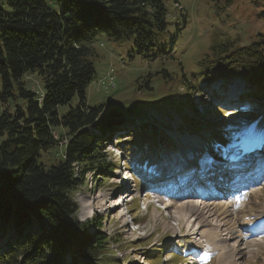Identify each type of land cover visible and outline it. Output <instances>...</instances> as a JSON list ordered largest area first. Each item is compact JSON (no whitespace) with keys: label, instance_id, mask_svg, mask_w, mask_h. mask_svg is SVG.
I'll list each match as a JSON object with an SVG mask.
<instances>
[{"label":"trees","instance_id":"1","mask_svg":"<svg viewBox=\"0 0 264 264\" xmlns=\"http://www.w3.org/2000/svg\"><path fill=\"white\" fill-rule=\"evenodd\" d=\"M258 1L261 18L264 0ZM58 2L56 12L47 0H0V237L7 232L15 236L0 252V264H65L67 255L75 264L102 258L108 239L97 232L99 222L78 223L70 193L89 172L105 177L103 169L113 170L104 155V145L112 138L118 144L122 133L151 131L154 139L169 141L150 124L129 132L127 127L136 124L126 110L110 107L103 112L104 104L90 107L86 97L96 75L92 42L100 34L131 46L132 55L162 62L168 49L163 40L169 16L164 1ZM258 37L247 47L230 42L212 46L208 63L198 61L199 89L195 82L187 83L190 79L179 64L181 83L199 93L208 82L235 74L250 84L246 97L257 99L256 93L264 94L259 82L264 81V38ZM157 74L164 82L170 79L164 69ZM33 75L40 89L28 84L26 78ZM61 107L68 110L62 113ZM59 128L66 132L65 144L62 134H54ZM61 145L64 151L58 158ZM45 157L56 159L49 162ZM86 203L81 199V217L87 215ZM90 225L96 227L92 236L87 233Z\"/></svg>","mask_w":264,"mask_h":264},{"label":"rangeland","instance_id":"2","mask_svg":"<svg viewBox=\"0 0 264 264\" xmlns=\"http://www.w3.org/2000/svg\"><path fill=\"white\" fill-rule=\"evenodd\" d=\"M163 1L169 16L167 18L168 33L163 37L168 49L167 53L162 55L164 57L162 62L132 55L130 53L131 46L118 43L100 34L92 42L96 53L94 58L96 75L87 88L86 97L87 105L90 107L104 104L103 112L110 107L126 110L124 114L130 115L135 120V124L138 123L136 124L137 129H140L142 124H150L159 132H164L168 135L173 150L167 148L164 139H156L160 144L154 141V133L151 131L127 136L126 140L123 139L126 142L116 144V141L111 140L104 145L107 165L113 167V170L103 169L105 177L89 172L83 184L74 189L70 193V197L77 206L75 218L78 223L99 222L100 226L97 232L106 236L108 240L104 245L105 251L102 258H95L91 261L79 259L77 264H179L177 256L185 257L201 246L196 243L198 237L193 238L190 235L192 232L190 233L189 229L192 220L187 225L185 220L182 221V216L173 218L175 215L172 208L166 209L169 201L177 200L176 195L172 196L174 200L164 197V202L155 203L153 199L145 197L136 182L135 186L128 184L132 190L129 213L120 217L121 208L115 210L110 206L108 210L112 195L120 188L121 182L127 176L125 168H128L129 163L133 164L130 161L138 156V152L141 150L144 152L143 162L147 165H131V169L140 175L143 182L142 189L148 179L153 176L151 172H147V166L150 170L153 169L154 172L157 170L160 173L168 170V167L176 168L187 158L191 166L186 167L185 171H197L200 165L196 166L200 162L199 154L203 150V146L207 144L209 148L213 147V155L217 157V154L220 155L219 153L224 151L226 154L230 151L238 152L236 149L238 146L244 150L249 143L254 141L253 144H255L264 139L262 137L264 99L260 101L264 95L259 96L261 93L259 91L256 93L257 99L246 97V91L250 87L245 79L238 75L236 78L235 74H232L233 77L230 75L212 85V82H208V86L204 87V90H200L199 93L189 91L181 83L183 68L184 75L190 79L187 83L191 85V82H195L198 84V89L200 88V81L195 80L197 74L202 70L198 61L201 60L202 64L208 63L206 58L211 54L212 46L230 42L237 47H247L252 41L259 39V34H262L264 38V16L261 18L258 16L263 9L260 1L231 0L227 6L224 5L226 0ZM47 4L53 11L59 10L58 0H47ZM112 68L116 75V89L107 93L102 90L101 83ZM162 69L166 70L170 76L168 82H164L162 76L157 74ZM108 79L104 89H108L106 85L110 81V75ZM26 80L33 88H41L42 84L36 75L28 76ZM262 81L259 82L262 84ZM209 85L211 86L209 87ZM151 86L153 89L149 91L147 88ZM219 86L220 88L217 89ZM258 88L260 89V87ZM234 94L235 96L242 94L239 99L242 112L223 110L224 115L219 116L215 111L216 105L213 101L216 102L219 95H223L226 100H229L230 97L236 98L233 96ZM245 102L248 103L245 104ZM76 103L77 98L75 97L72 106L74 107ZM67 110V107L60 108L62 113ZM251 126H258L255 129L257 132L254 137L249 135ZM132 127L134 126L127 127L129 132ZM145 128L147 129V126ZM237 129L239 130L235 132ZM55 131V135H63L62 142L65 144L67 141L66 132L62 128ZM141 135L143 136L142 140L140 139ZM3 140V137L0 136V144ZM62 142L60 144H63ZM262 146H264V141ZM60 147H64V145ZM192 147L196 149L193 151ZM63 151V148L57 151L58 158L62 157ZM211 158L213 157H210V160H212ZM45 159H50L49 162H53L56 158L45 157ZM161 165H163V170L159 168ZM78 167L74 168L75 171ZM244 186H247L246 183ZM257 186L258 181L247 187V198L248 196L257 198L261 194L260 197L248 200L246 198L244 207L236 212L230 211V215L223 221L236 223V218H242L235 227L240 230L247 217L250 221L264 211V184L260 182ZM202 187V189L207 188V186ZM176 188L179 187L176 186ZM186 188L182 189L183 192L180 194L185 192V195H190L187 194L188 188ZM231 188L234 190L233 187ZM257 189L260 194L251 196L250 192L257 191ZM203 193L191 192L198 196L202 195V198L198 197L199 200L192 203L202 202L201 206L205 207ZM180 197L178 201H181ZM81 199L87 200L85 206L87 215L85 217L80 216ZM216 200L223 202V200ZM250 214L254 216L252 217ZM131 222L136 223L135 227L130 226ZM95 228L90 225L87 233L92 236L96 232ZM184 236L189 237L183 238ZM14 237L8 232L0 237V252L7 247L9 238L14 239ZM235 240L230 241V244ZM237 252L235 257L238 264H264V245H260L250 255L246 254V250L242 247L237 248ZM204 253L206 254V251ZM215 256L216 254L208 258L210 263L206 264H219V260L214 261ZM65 264L75 263L67 255Z\"/></svg>","mask_w":264,"mask_h":264},{"label":"bare ground","instance_id":"3","mask_svg":"<svg viewBox=\"0 0 264 264\" xmlns=\"http://www.w3.org/2000/svg\"><path fill=\"white\" fill-rule=\"evenodd\" d=\"M263 136H264V131H263L262 137ZM259 139L261 140V138ZM263 141L264 139L260 141L261 145ZM195 149L194 147L191 148V150L193 151ZM213 154L214 153L212 152V150L209 149L204 155V157L202 158V160L210 161L211 165H215V162L221 161V160L223 162L235 161L236 164L240 165L243 163V160L245 159L242 155L243 153H240L237 155H233L232 152L227 153V154L225 153L226 155H220V159L219 157L217 158ZM225 156L227 157L226 159H225ZM210 157H213L211 158L212 160H210ZM201 164H204V163H201ZM202 169H203V173H200L202 178H205L206 176H208V173H214V174L211 177L205 178V183H203L202 186H207V188L202 189L203 191L201 190V192L202 193L205 191L207 192L211 190V187L217 188L218 186H220L218 191L212 193L214 194V196H218V197L221 196L220 195L221 192L225 190H230L232 192L233 190L231 187H233L234 190H236L239 193L240 188H244L246 190L247 187L250 185L252 186L253 183H257L258 181V185H259L260 180L264 181V178H263L264 177V163L261 164L259 167H256V172L259 174L254 176V178L251 179V181L244 182V184L246 183L247 186H244V184L243 185L239 184L235 179L231 180L230 174L228 173L219 172L218 174H215L218 172L217 169L211 172H204L205 168H202ZM194 178H195V174H194ZM124 179H123V182H124ZM187 181H188V188L189 186L196 184L194 182L193 176H190L189 178H187ZM177 182L180 183V181H177ZM211 183L213 185H211ZM237 183L239 185H237ZM200 185L201 183H197V186H199V191H200ZM178 187L180 189L179 188L177 189L181 193L183 192L182 189H185V187L181 183L178 185ZM183 194L178 195V196H183V197H180L182 198L181 201H178V198L177 200L175 199L176 200L175 202L169 201L168 207H166V209L172 208L173 214L175 215L173 218L175 217L179 218V216H182L181 218L182 221L185 220L187 225H189L192 220V224L189 229V232L190 233L192 232L190 234L191 237L193 236V238H195L196 236H199L204 241L206 248H207V249L205 248L206 254L208 256H211V255L214 256V254H216V256L214 257L215 258L214 261L219 260V264H238L237 258L235 257L238 253L237 248L242 247L244 250H246V254L250 255L253 252H255V249H258L260 245H264V239L256 236L258 231L254 230L256 225L261 226V227L264 226V211L261 212L260 218L256 219V221L255 220L249 221L248 219H246L245 222H243L242 227H240V230H238L235 227H236V224L239 222V220H241L242 218L241 219L236 218L237 219L236 223H229L228 221H223L225 220L227 216L230 215V211L232 212V211L238 210V209L235 210V206H234L235 197L237 195L232 198L231 205H227V207H225L224 204L221 205L218 203H213L209 200L204 201L205 207H203L201 206L202 202L196 201L195 203H192L195 200H199L197 199L198 197L202 198L201 194H199V196L197 194L185 195V192ZM259 194H260L259 189H257V191L250 192L251 196H257ZM260 195L257 198H259ZM172 196H175V195H172ZM125 198H128V196L126 195ZM173 198L174 197L170 199L174 200ZM246 198H247V194L243 193V203ZM250 198L257 199L254 197H250ZM123 200L122 202H124ZM118 205L119 203L115 204V202L111 201L110 205L108 206V210L110 206H113L115 208ZM123 215H124V211L120 214V217H122ZM248 227H251L252 230L249 232H246L248 231L247 230ZM168 230H169V227H168ZM188 237L184 236L183 238H188ZM197 240H200V239H197ZM234 240L235 242L230 244V241L232 242Z\"/></svg>","mask_w":264,"mask_h":264},{"label":"built area","instance_id":"4","mask_svg":"<svg viewBox=\"0 0 264 264\" xmlns=\"http://www.w3.org/2000/svg\"><path fill=\"white\" fill-rule=\"evenodd\" d=\"M113 78H112V76H110V81H109V83H108V85H106V87L109 89V88H112L113 87Z\"/></svg>","mask_w":264,"mask_h":264},{"label":"crops","instance_id":"5","mask_svg":"<svg viewBox=\"0 0 264 264\" xmlns=\"http://www.w3.org/2000/svg\"><path fill=\"white\" fill-rule=\"evenodd\" d=\"M61 148H63V147H59V149H61Z\"/></svg>","mask_w":264,"mask_h":264},{"label":"water","instance_id":"6","mask_svg":"<svg viewBox=\"0 0 264 264\" xmlns=\"http://www.w3.org/2000/svg\"><path fill=\"white\" fill-rule=\"evenodd\" d=\"M110 110V109H109ZM108 109H106V111H109Z\"/></svg>","mask_w":264,"mask_h":264}]
</instances>
